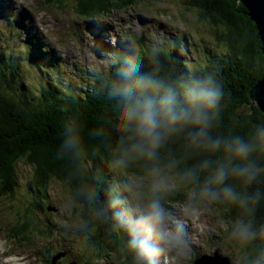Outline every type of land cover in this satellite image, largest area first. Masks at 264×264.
Wrapping results in <instances>:
<instances>
[{
	"label": "clouds",
	"instance_id": "9594fccd",
	"mask_svg": "<svg viewBox=\"0 0 264 264\" xmlns=\"http://www.w3.org/2000/svg\"><path fill=\"white\" fill-rule=\"evenodd\" d=\"M173 47L182 50L164 37L143 52L132 37L117 51L97 45L89 91L110 116L88 126L79 113L66 115L53 158L76 181L72 202L85 204L95 224H111L125 264H189L192 230L217 208L234 210L222 229L225 248L237 253L231 264H264V119L226 122L221 65L173 71ZM100 148L112 178L103 194L100 173L87 177L83 167ZM81 228L88 231L75 246L94 251L90 222Z\"/></svg>",
	"mask_w": 264,
	"mask_h": 264
},
{
	"label": "rangeland",
	"instance_id": "374dc122",
	"mask_svg": "<svg viewBox=\"0 0 264 264\" xmlns=\"http://www.w3.org/2000/svg\"><path fill=\"white\" fill-rule=\"evenodd\" d=\"M44 2L7 0L8 10L0 8V54L5 61L13 57L18 75L14 86L19 91L20 87L27 89L32 99H35L34 91L38 92L41 85H49L48 81L59 88L82 91L90 83L89 66L99 61L94 51L97 45L114 51L119 49L121 39L132 37L143 52L150 41L168 38L182 46V50L176 47L169 49V54L173 53L174 58L181 59L186 64L181 68L187 70H198L209 64L210 59L218 60L226 50L229 31L225 25L215 22L182 0H108V10L97 9L94 16L81 15L76 11V0ZM9 15H24V23L31 29L18 27V18H15L14 24H9ZM89 20H92V24ZM26 33L38 36L47 49L44 55L35 57L32 62L25 53L28 51ZM20 81L23 82L21 85ZM15 98L19 99L18 96ZM18 171L20 198L13 202V199L0 196V261L6 252L23 257L39 246L29 255L27 264H49V259L54 262L55 251L60 250H63V254L55 260V264H125L119 248L108 256H105L104 249L102 255L98 256L97 251L85 252L75 246L77 241L82 242V207L73 204L69 186L61 181H53L45 192V212L41 207L37 209L39 221L31 226L33 231L28 235L18 233L11 239L9 230L12 236L17 233L16 223L31 199L30 196L26 197L29 182L26 175L30 174V169L27 165L19 164ZM107 173L111 176L110 172ZM36 194L40 196L38 192ZM180 196L176 195L170 200L173 207L179 206L183 198ZM37 202L40 203L39 200ZM226 223L213 209L195 225L189 264H195L203 255L213 258L223 256L231 264V255L235 257L237 253L225 248L222 229ZM5 226L8 228L3 229ZM65 246L72 250L67 251ZM212 262L223 263L225 260L217 258Z\"/></svg>",
	"mask_w": 264,
	"mask_h": 264
},
{
	"label": "trees",
	"instance_id": "16d2710c",
	"mask_svg": "<svg viewBox=\"0 0 264 264\" xmlns=\"http://www.w3.org/2000/svg\"><path fill=\"white\" fill-rule=\"evenodd\" d=\"M54 1L56 0H47L49 3ZM107 1L76 0V11L81 15L94 16L97 9L108 10ZM182 2L200 10L203 15L211 17L215 22L224 24L229 31L226 38V50L222 57L218 60H209V64L219 63L221 65L225 90L230 96L226 122L232 117L240 121L264 119L263 111L257 105L252 104L249 94L253 85L264 76V52L257 24L249 16L247 7L241 0H182ZM24 18V15L20 17L17 26L25 29ZM7 20L9 24L15 22L12 16H9ZM89 23L92 24V21L89 20ZM248 34L253 35L252 41ZM26 37L28 51L25 53L28 60L31 58L29 61L32 62L35 57L44 55L47 49L38 36L26 33ZM169 60L173 71L187 70L181 68V65L186 66V64L181 59L174 58L173 53L169 54ZM209 64L200 69L207 68ZM15 67L16 63L13 62L12 56L5 61L0 54V196L13 199V202L19 199L22 193L18 165L24 164L30 169V174L26 175L29 179L26 197L30 196L31 199L16 223L17 233L12 236L9 230L11 239H14L18 233L28 235L30 231H33L31 226L39 221L36 211L41 207L45 212L43 209V203L47 199L45 192L53 181H61L68 185L71 199L73 197L76 181L70 179L66 167L53 158L58 144L60 122L66 115L76 112L88 126H94L98 122V116L108 117L111 113V108L106 102L92 96L89 85L84 86L82 91H73L69 87L59 88L53 82L48 81L49 85H41L38 92L34 91L33 98L35 99H32L27 89L20 87L21 91H19L14 86L16 77H18ZM22 83L20 81V85ZM31 89H34L33 86ZM17 96L18 100L15 98ZM106 163L107 154L102 148L97 149L94 156L89 154L83 162L85 176L90 177L96 171L100 173L102 194L106 191V185L110 184L111 178L107 173ZM36 192L40 196H37ZM177 195L181 198L180 194ZM38 200L40 203L37 202ZM73 204L82 207L83 220L91 224L90 233L93 243L96 244L94 251L99 253L98 256L104 252V248L106 249L105 256L117 250L119 244L115 232L111 230V224H95L85 204L81 202H73ZM214 210L219 212L226 221L234 215V210L230 208ZM258 219L264 222V213L260 214ZM7 228L5 226L3 229ZM85 231L88 230L82 228L80 230L81 233ZM55 254L56 260L57 255L63 254V250L55 251ZM55 260L52 262V259H49V264H55Z\"/></svg>",
	"mask_w": 264,
	"mask_h": 264
},
{
	"label": "water",
	"instance_id": "95a60500",
	"mask_svg": "<svg viewBox=\"0 0 264 264\" xmlns=\"http://www.w3.org/2000/svg\"><path fill=\"white\" fill-rule=\"evenodd\" d=\"M244 5L248 9V14L257 24V28L259 30L261 40H262V50L264 52V0H241ZM252 104L253 102H257L256 105L263 111L264 113V76L253 85L249 92ZM221 259L225 260V262H221L222 264H229V261L226 257H219L216 255V258H213L209 255H203L198 260L195 261V264H210V260L212 259ZM219 261V260H218Z\"/></svg>",
	"mask_w": 264,
	"mask_h": 264
},
{
	"label": "bare ground",
	"instance_id": "6f19581e",
	"mask_svg": "<svg viewBox=\"0 0 264 264\" xmlns=\"http://www.w3.org/2000/svg\"><path fill=\"white\" fill-rule=\"evenodd\" d=\"M6 1L7 0H0V8L7 11L9 6L6 5V3H5ZM13 2H14V4H17V2H15V1H13ZM10 54L11 53H9V55ZM85 60L88 61L87 59H85ZM28 246H30V245H28ZM39 248L40 247L38 246L35 249H33L32 251L27 252L23 257L17 256V255L13 256V255H10L6 252L5 253L6 255L3 257L4 259H2L0 261V264H27V259H28L29 255L32 254L34 251L38 250ZM65 248H67V251H69V252L72 250V248H70L68 246H65ZM210 261H211L210 264H222V263H218V262L213 263L212 260H210Z\"/></svg>",
	"mask_w": 264,
	"mask_h": 264
}]
</instances>
